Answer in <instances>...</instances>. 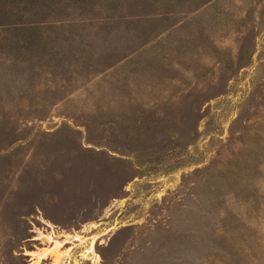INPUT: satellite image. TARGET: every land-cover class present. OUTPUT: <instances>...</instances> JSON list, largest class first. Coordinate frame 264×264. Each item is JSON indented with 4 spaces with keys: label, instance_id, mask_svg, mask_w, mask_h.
I'll return each instance as SVG.
<instances>
[{
    "label": "rangeland",
    "instance_id": "obj_1",
    "mask_svg": "<svg viewBox=\"0 0 264 264\" xmlns=\"http://www.w3.org/2000/svg\"><path fill=\"white\" fill-rule=\"evenodd\" d=\"M0 264H264V0H0Z\"/></svg>",
    "mask_w": 264,
    "mask_h": 264
}]
</instances>
